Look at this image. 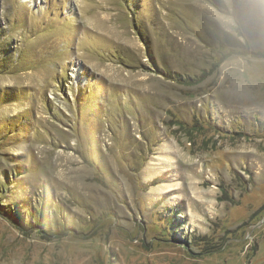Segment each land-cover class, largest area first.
<instances>
[{"label": "rangeland", "instance_id": "374dc122", "mask_svg": "<svg viewBox=\"0 0 264 264\" xmlns=\"http://www.w3.org/2000/svg\"><path fill=\"white\" fill-rule=\"evenodd\" d=\"M0 264H264V0H0Z\"/></svg>", "mask_w": 264, "mask_h": 264}, {"label": "bare ground", "instance_id": "6f19581e", "mask_svg": "<svg viewBox=\"0 0 264 264\" xmlns=\"http://www.w3.org/2000/svg\"><path fill=\"white\" fill-rule=\"evenodd\" d=\"M75 70H77V68Z\"/></svg>", "mask_w": 264, "mask_h": 264}]
</instances>
